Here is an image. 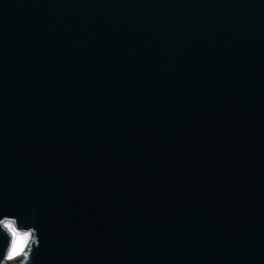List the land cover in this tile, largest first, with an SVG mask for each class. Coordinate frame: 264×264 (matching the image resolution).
<instances>
[{
  "label": "water",
  "instance_id": "water-1",
  "mask_svg": "<svg viewBox=\"0 0 264 264\" xmlns=\"http://www.w3.org/2000/svg\"><path fill=\"white\" fill-rule=\"evenodd\" d=\"M4 215L31 264H264V0H0Z\"/></svg>",
  "mask_w": 264,
  "mask_h": 264
},
{
  "label": "clouds",
  "instance_id": "clouds-1",
  "mask_svg": "<svg viewBox=\"0 0 264 264\" xmlns=\"http://www.w3.org/2000/svg\"><path fill=\"white\" fill-rule=\"evenodd\" d=\"M0 235L8 240L0 264H31V255L39 245L34 223L31 227H24L18 217L4 215L0 217Z\"/></svg>",
  "mask_w": 264,
  "mask_h": 264
}]
</instances>
